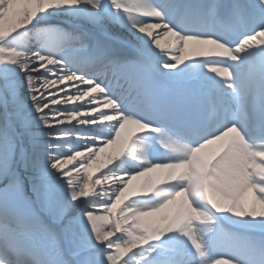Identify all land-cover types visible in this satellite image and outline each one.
<instances>
[{
    "label": "snow or ice",
    "instance_id": "snow-or-ice-1",
    "mask_svg": "<svg viewBox=\"0 0 264 264\" xmlns=\"http://www.w3.org/2000/svg\"><path fill=\"white\" fill-rule=\"evenodd\" d=\"M225 258L264 264V0H0V264Z\"/></svg>",
    "mask_w": 264,
    "mask_h": 264
},
{
    "label": "bare ground",
    "instance_id": "bare-ground-1",
    "mask_svg": "<svg viewBox=\"0 0 264 264\" xmlns=\"http://www.w3.org/2000/svg\"><path fill=\"white\" fill-rule=\"evenodd\" d=\"M47 17H49L51 21H53V20L56 21V25H58L60 27H65L66 26L65 22L61 19V15H57L55 13H52V14L45 13L44 14V19L47 18ZM47 34H49V37H50L49 41H52V40L53 41H55V40L59 41L62 38L61 35L59 33H57L56 31H52V32L47 33ZM47 34H46V37H47ZM168 39L171 40L172 38L169 37ZM109 150L110 149H106V152L109 151ZM148 156H149V159L153 162V158H152V156L149 153H148ZM103 158L104 157L102 155L101 159H103ZM122 160H129V162L132 161L133 162V166H128L129 164H126V165H123V166L119 165ZM140 166H143L142 162L137 161L136 159H134L133 157L128 156V155L123 156L122 159L120 161H118L116 165H114V167H116V168H120L121 170H129V171L137 170L138 167H140ZM161 172H162V170H157L156 173H153L151 175L155 178ZM140 179H143V178H140ZM247 197L249 199L251 198V192L250 191L247 193ZM218 199H220V198H218ZM221 202L223 204H225V205L229 203V201L226 200V199L221 200ZM257 208L259 209V205H257ZM177 210H178L177 206L175 204H173V205L167 206L165 209H162L161 213H167V215L169 217H171V216L176 214ZM161 213H155V214H153L152 217H146L144 219H145L147 224H151L154 219L157 220V222H158V217L161 215ZM222 264H226V260H223Z\"/></svg>",
    "mask_w": 264,
    "mask_h": 264
},
{
    "label": "rangeland",
    "instance_id": "rangeland-1",
    "mask_svg": "<svg viewBox=\"0 0 264 264\" xmlns=\"http://www.w3.org/2000/svg\"><path fill=\"white\" fill-rule=\"evenodd\" d=\"M43 22L45 25L56 26V21H51L49 17L45 18Z\"/></svg>",
    "mask_w": 264,
    "mask_h": 264
}]
</instances>
